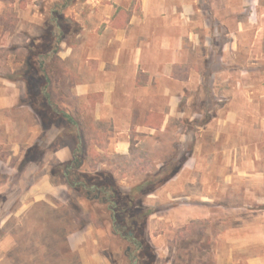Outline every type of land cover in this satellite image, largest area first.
Listing matches in <instances>:
<instances>
[{
    "label": "crops",
    "instance_id": "1",
    "mask_svg": "<svg viewBox=\"0 0 264 264\" xmlns=\"http://www.w3.org/2000/svg\"><path fill=\"white\" fill-rule=\"evenodd\" d=\"M44 1L0 0V264H114L108 231L93 219L52 248L35 237L49 232L46 207L72 213L68 179L51 177L72 147L45 141L42 159L22 164L46 139L27 83L14 77L24 54L13 48L43 38ZM62 13L81 30L60 42L65 79L50 90L87 116L89 153L101 160L81 171H129L119 181L130 188L185 155L146 197L157 208L147 229L157 256L170 250L158 230L166 224L213 234L216 264H264V0H76Z\"/></svg>",
    "mask_w": 264,
    "mask_h": 264
},
{
    "label": "trees",
    "instance_id": "2",
    "mask_svg": "<svg viewBox=\"0 0 264 264\" xmlns=\"http://www.w3.org/2000/svg\"><path fill=\"white\" fill-rule=\"evenodd\" d=\"M75 1H44L42 10L49 14V20L43 38H32L24 49L13 48L20 57L24 54V67L14 77L27 83V103L38 114L44 131L43 139H46L28 148L22 164L42 159L47 150L43 146L45 141L49 142L50 147L54 143L72 146L70 142L75 141L74 158L61 166L67 173L70 187L80 191L90 201L94 212L93 216L90 214V219L108 231L114 263L118 264L116 255H119L127 260V264H135L136 259V264H156L158 256L155 247L148 240L147 229L149 219L157 208L147 204L145 198L178 173L180 163L186 156H174L175 163L169 169L151 173L141 183L130 188L119 184L114 170L81 171L84 162H101L97 156L89 153L87 116L80 111L75 114L67 112L54 100L50 90L53 82L65 79L64 61L58 56L60 42L66 34L71 33L75 37L81 30L77 23L62 13L63 9ZM54 127L62 129L56 138L51 132ZM65 137L70 138V142H63ZM0 198L4 200L5 196Z\"/></svg>",
    "mask_w": 264,
    "mask_h": 264
},
{
    "label": "rangeland",
    "instance_id": "3",
    "mask_svg": "<svg viewBox=\"0 0 264 264\" xmlns=\"http://www.w3.org/2000/svg\"><path fill=\"white\" fill-rule=\"evenodd\" d=\"M63 142H70V138L65 137ZM70 147H74L75 141H71ZM67 145L63 144H53L51 147H66ZM174 157V156H173ZM172 157V158H173ZM119 159V157L117 158ZM174 161V159H173ZM175 163V161H174ZM63 164V163H62ZM62 164H58L51 170V177L53 179H63L67 178L65 176L66 171L64 170ZM86 172V171H83ZM128 172H118L114 171V175L117 178L119 184L123 177L127 176ZM68 179V178H67ZM69 186V185H68ZM64 196L71 198L70 208L72 211V215L65 207H61L52 211L51 208L46 207L44 212L46 214V222L49 225V232L41 235H36V238L42 239L44 242L47 241L51 244V248L54 243L58 242V238L62 235L65 238L66 232L69 229H72L76 226L83 225L85 223L90 222V212L88 203L84 200L86 196H84L80 191L76 189H72L70 186L67 188ZM87 199V198H86ZM4 200L0 198V217L5 212L7 204L3 202ZM89 201V200H88ZM146 202V198H145ZM147 203V202H146ZM17 205V202L14 203L13 207ZM155 207V206H154ZM42 208V207H41ZM158 209H161L158 206ZM206 224H210V222H206ZM12 230H16L15 224L10 223ZM210 229L208 226H206ZM185 227H178V230H173L172 226H167L166 224H162L159 226L158 230L163 233V242L162 246L164 249L170 246V250L168 253H165L162 256L158 257L156 264H167V261L172 259L173 264H216V251L214 249L215 242L213 240L214 235L210 234V232H203L197 234V229H194V233H190V228H187V234L184 233ZM206 229V228H205ZM212 230V229H211ZM51 231L59 233V235H51ZM62 232V234H60ZM166 233V235H164ZM56 236V238H54ZM189 236V237H188ZM3 237V234L0 230V238ZM150 241V239L148 238ZM153 245V244H152ZM154 246V245H153ZM111 247V241H110ZM117 248V246L115 247ZM30 254L37 253L36 251H29ZM37 256V255H36ZM54 251L51 249L46 253V257L53 258ZM113 258V255H112ZM116 259L118 264H127L126 259L121 258L119 255H116ZM137 260V259H136ZM136 260L134 263L136 264ZM114 261V258H113ZM115 264V263H114Z\"/></svg>",
    "mask_w": 264,
    "mask_h": 264
},
{
    "label": "flooded vegetation",
    "instance_id": "4",
    "mask_svg": "<svg viewBox=\"0 0 264 264\" xmlns=\"http://www.w3.org/2000/svg\"><path fill=\"white\" fill-rule=\"evenodd\" d=\"M66 175H67V173H66Z\"/></svg>",
    "mask_w": 264,
    "mask_h": 264
}]
</instances>
